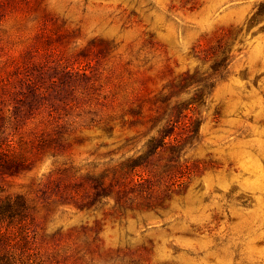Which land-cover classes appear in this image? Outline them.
Instances as JSON below:
<instances>
[{"label": "rangeland", "instance_id": "374dc122", "mask_svg": "<svg viewBox=\"0 0 264 264\" xmlns=\"http://www.w3.org/2000/svg\"><path fill=\"white\" fill-rule=\"evenodd\" d=\"M261 2L0 0V197L46 264H264Z\"/></svg>", "mask_w": 264, "mask_h": 264}, {"label": "trees", "instance_id": "16d2710c", "mask_svg": "<svg viewBox=\"0 0 264 264\" xmlns=\"http://www.w3.org/2000/svg\"><path fill=\"white\" fill-rule=\"evenodd\" d=\"M256 15L264 17V2L260 3ZM214 69L219 71L218 67ZM207 80L209 77L203 81ZM171 121L169 118L168 124ZM167 136H163L162 146L167 144ZM14 144L9 143L7 148H0V171L11 176L16 175L28 162L27 142L20 140ZM40 210L29 193L0 197V264H46L33 244L37 235L34 228L36 214Z\"/></svg>", "mask_w": 264, "mask_h": 264}]
</instances>
